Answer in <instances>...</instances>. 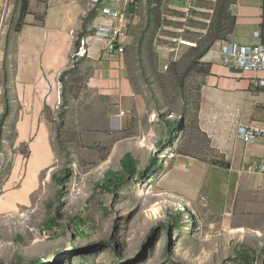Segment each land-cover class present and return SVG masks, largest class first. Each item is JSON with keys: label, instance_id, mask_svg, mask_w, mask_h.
I'll return each mask as SVG.
<instances>
[{"label": "rangeland", "instance_id": "obj_1", "mask_svg": "<svg viewBox=\"0 0 264 264\" xmlns=\"http://www.w3.org/2000/svg\"><path fill=\"white\" fill-rule=\"evenodd\" d=\"M31 7L27 0L15 18L4 16L1 35L19 30L35 14ZM214 8L210 24L188 21L194 29L189 37L198 47L180 53L177 61L161 53L156 33L153 40L150 33L141 48L147 59H157L156 71L151 60L142 62L141 81L144 77L154 93L158 111L177 117L166 128L148 121V92L141 96L144 108L127 109L126 102L119 106L118 98L89 86L87 65L59 74L57 101L54 108L42 110L44 123H20L34 108L17 93L0 89V264H30L41 258L70 264L67 222L78 216L98 230L96 240L107 242L98 240L86 248L88 240L79 241L88 261L81 263L82 253L74 248L71 264H264V217L250 209L258 204L253 199L249 205L243 196L245 203L239 208L244 188L228 182L225 168L230 158L223 142L218 135H206L196 117L204 68L195 60L221 21L216 17L218 2ZM148 41L154 43L156 54L146 49ZM114 110L123 114L113 117ZM179 116H184L182 128L176 121ZM173 126L171 141L157 147ZM152 130L155 135H148ZM126 153L135 159V172L123 174L124 181L113 190L97 186L106 171H123ZM153 155L157 167L144 177L139 172ZM63 175L58 196L56 178ZM257 193L248 189L245 195ZM153 205L159 208L156 213ZM176 208L181 226L165 229ZM51 218L64 234L46 228Z\"/></svg>", "mask_w": 264, "mask_h": 264}, {"label": "crops", "instance_id": "obj_2", "mask_svg": "<svg viewBox=\"0 0 264 264\" xmlns=\"http://www.w3.org/2000/svg\"><path fill=\"white\" fill-rule=\"evenodd\" d=\"M153 1L137 0L135 6H127L129 37L124 52L110 53L106 50L107 41L93 35L95 25L109 24L110 21L98 8H92L90 0H29L35 14L26 18L19 30L7 35H1L4 31L0 33V89L17 93L20 101L34 108L31 117L20 123H44L42 110L54 108L57 101L58 75L66 72L72 74L86 65L91 77L89 86L118 98L121 103L119 106L126 102L129 105L127 109L137 111L144 108L141 96L148 92L152 105L148 106V121L162 124L165 128L168 121L174 122L173 118L168 119L169 114L158 111L160 107L156 108L153 104L154 93L152 95L147 88L144 77L141 81L144 73L140 65L144 60H151L155 64L152 66L155 71L157 66L155 57L147 59L141 52L144 41L150 33L151 39H155L158 28L151 21V7H157L160 11L158 0L156 3ZM225 1L217 0L218 8ZM22 5L23 0H0V27L3 17L15 18L17 9ZM111 5L122 6V3ZM218 8L216 17L222 21V32L214 37L215 32L196 57L197 63L204 68V85L196 117L206 135H218L223 142L225 154L230 158L225 168L228 182L231 186H237L239 182L240 188H244L240 191L241 199L246 196L249 205L254 199L259 206L250 209L258 213V218H263L264 174L258 171V167L264 163V134L253 143H245L238 137L237 127L243 125L264 129V87L257 84L260 79H264V70L236 71V68L221 64L218 58L213 57L211 61H203L202 58L216 39L241 45L264 43V0H230L225 9L227 15L225 11L223 16H220ZM142 25L144 32H141ZM6 27L7 21L4 24ZM71 30L73 34H70ZM80 37L86 38L88 54L72 62L71 56L79 46ZM153 46L154 43L152 45V41H148L146 49L151 48L155 53L158 50ZM188 49H182L181 53ZM183 111L184 116L189 114L187 107ZM113 112V117L117 118L123 114L117 110ZM154 113L160 116V121L152 120L151 115ZM180 121L182 128L183 121ZM148 135H155V132L152 130ZM248 165H255L251 172L247 170ZM248 189L259 193L255 197L252 194L245 195ZM243 203L244 200L240 202L239 208Z\"/></svg>", "mask_w": 264, "mask_h": 264}, {"label": "built area", "instance_id": "obj_3", "mask_svg": "<svg viewBox=\"0 0 264 264\" xmlns=\"http://www.w3.org/2000/svg\"><path fill=\"white\" fill-rule=\"evenodd\" d=\"M45 1V0H44ZM49 1V0H47ZM122 3V6H112L113 3ZM217 0H159L158 7L161 10L160 24L156 30V39L160 41L158 49L168 53L170 61H177L182 49L198 47V41L189 37V31L194 30L188 21H201L210 24L211 16L215 11ZM137 0H91L92 8H98L101 14L107 17L109 24H97L94 26L93 35L99 39L107 41L106 50L110 53L124 52L126 40L129 37L128 5H136ZM206 4H209L206 6ZM73 30L70 34H73ZM205 33V31H203ZM79 48L72 57L87 55V41L85 37L79 38ZM218 58L226 67L243 70H264V43L254 46L241 45L239 43L228 42L224 39H216L208 47L203 61H211ZM168 65L165 64L164 68ZM61 75L57 77L58 89L61 87L59 81ZM257 84L264 87V79H260ZM122 113V112H121ZM153 121L159 119V115H151ZM168 118H177L176 115L169 114ZM238 137L245 143H253L263 136L264 129L258 127H248L239 125L237 127ZM258 171L264 174V163L258 167ZM205 198L202 197V200Z\"/></svg>", "mask_w": 264, "mask_h": 264}, {"label": "trees", "instance_id": "obj_4", "mask_svg": "<svg viewBox=\"0 0 264 264\" xmlns=\"http://www.w3.org/2000/svg\"><path fill=\"white\" fill-rule=\"evenodd\" d=\"M153 2L156 3L157 0H154ZM229 2H230V0H226L225 2H222V4L220 5L221 9L218 8V10H220V12H219L220 16L222 14H225V11H226V15H227V10H225V9H226V6L228 5ZM26 5H27V0H23V6L25 7ZM158 13H159L158 8L152 6L151 11H150L151 21L154 23V25H157V27L160 24V16L158 17ZM218 18H219V16H218ZM220 32H222V26H221V21H218V23H216V35L214 37L219 36ZM196 63H197V61H196ZM180 120H181V118L177 120L178 128H181V121ZM175 131H176L175 126H173L171 135H165L163 140L157 144V147L162 146V145L170 142L171 139L173 138V135L175 134ZM122 165H123V171H117V172H113L111 170L106 171L103 179L97 183V186H100L103 189H107V190L112 189L113 190L114 189L113 187H115L116 185H118L122 181H124L123 174L130 175L133 172H135V170H136L135 159L130 153H126L124 155V157L122 159ZM156 167H157V157L155 155H153L150 157L148 165L143 170H141L139 173L145 177L147 174H150L152 171H154L156 169ZM64 175L56 178L57 182L60 184V188L57 190L58 196H61V194H62L61 187L64 184V180L66 179V177H64ZM176 213H178V215H179V220H176V216H177ZM180 216H181V212H180L179 208H176L175 213L170 214V217H169L170 223L164 224L165 229H168L170 226H173L175 228L180 227L181 226ZM49 221L50 222L47 224L46 228H48L50 231L54 232L55 234H60V233L64 234V229L60 228V226L56 223L55 218H53V219L51 218V219H49ZM87 226H88V224H87L85 218L80 217V216L75 217L73 219H70L67 222V228L70 231V240H68L70 243V247H69L70 250L67 248V250H68L67 254H69L68 256L71 257V261L74 259V252H73L74 248H76V249L78 248V252L82 253V254H80V257L82 258L81 263L88 261L86 256H85V253L83 252L84 246L80 248V245L78 244L79 241H81L83 239L88 240L85 247L90 248V247L94 246L96 241L100 240V239L96 240L94 237L98 233V230L94 227H87ZM93 239H95V241ZM100 241L101 242H107L106 240H100ZM60 256L61 255H59V257ZM244 257L248 258V255H246V256L244 255ZM71 261H70V264H71ZM30 264H61V263L56 258H55V262H52V263L41 258V259H37L35 261H32Z\"/></svg>", "mask_w": 264, "mask_h": 264}, {"label": "bare ground", "instance_id": "obj_5", "mask_svg": "<svg viewBox=\"0 0 264 264\" xmlns=\"http://www.w3.org/2000/svg\"><path fill=\"white\" fill-rule=\"evenodd\" d=\"M261 44H263V43H261ZM258 45V44H257ZM250 46H254V45H250ZM75 53V52H74ZM71 59H72V57H71ZM241 70H243V69H241ZM179 197V196H178ZM152 198V197H151ZM151 208V210L154 212V213H156V211L159 209V208H157L156 206H151L150 207Z\"/></svg>", "mask_w": 264, "mask_h": 264}, {"label": "water", "instance_id": "obj_6", "mask_svg": "<svg viewBox=\"0 0 264 264\" xmlns=\"http://www.w3.org/2000/svg\"><path fill=\"white\" fill-rule=\"evenodd\" d=\"M131 8H132V7H130L129 10H130ZM234 70H236V71H240V69H234Z\"/></svg>", "mask_w": 264, "mask_h": 264}]
</instances>
